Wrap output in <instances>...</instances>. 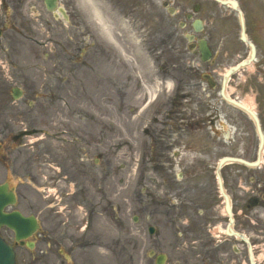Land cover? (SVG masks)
I'll list each match as a JSON object with an SVG mask.
<instances>
[{"label": "flooded vegetation", "instance_id": "flooded-vegetation-1", "mask_svg": "<svg viewBox=\"0 0 264 264\" xmlns=\"http://www.w3.org/2000/svg\"><path fill=\"white\" fill-rule=\"evenodd\" d=\"M113 1L141 15L149 5V0ZM236 1L237 6L172 0L178 28L169 22V33L178 57L187 59V89L185 99H176L178 90L172 100L159 102L152 131L157 141V250L169 253L170 264H264V163L218 165L223 156L258 157L260 134L247 108L264 132V0ZM251 43L252 67L238 69L225 81L227 69L251 55ZM223 91L239 103L227 100ZM250 93L253 100H245ZM16 113L11 106L0 109V184L16 199L5 210L35 217L39 225L25 241H17L6 225L0 234L18 252H53L61 246L88 251L70 234L79 231V217L56 218L52 200L35 195L38 186L57 185L60 179L52 178L46 160H61L31 148L30 134L13 126L26 120ZM261 154L264 158V147Z\"/></svg>", "mask_w": 264, "mask_h": 264}, {"label": "rangeland", "instance_id": "rangeland-1", "mask_svg": "<svg viewBox=\"0 0 264 264\" xmlns=\"http://www.w3.org/2000/svg\"><path fill=\"white\" fill-rule=\"evenodd\" d=\"M59 1L70 17L60 14L56 18L47 11L44 0H0V24H9L0 38V87L26 90L21 100L4 93L0 102L21 112L29 108L23 116L31 122L17 126L40 129L30 144L42 148L43 157L47 152L64 161L51 174H63L74 181L63 179L60 187L68 191L66 196H79V204H72L71 210L79 217V232H73L79 244L91 247L88 252L61 249L36 253V264H48L47 260L58 264H155L149 251L157 249L159 238L157 232L149 234L148 226L158 224L156 139L142 129L156 112V103L144 105L156 93L161 99L171 92L165 83L162 90L154 83L156 60L150 51L157 42H164L171 52L172 42L164 24L168 13L163 9L160 23L148 9L146 22L135 24L129 17L118 15L119 7L115 15L109 0H96L106 23L115 24L120 35L123 24H131L119 48L113 47L103 32L87 0ZM143 24L147 43L141 41L139 25ZM161 26L162 34L157 32ZM130 36L140 41L138 47H133ZM65 47L74 50L73 60L62 50ZM140 50L146 55L142 68L137 64ZM127 55L132 57L129 67ZM162 55L158 64H162L163 72H170L166 66L170 62L164 52ZM113 57L115 60L110 61ZM69 83L74 89L58 92L66 95L61 99L66 104L54 102L57 91L50 85ZM250 97L253 94L246 95ZM61 130L66 131L65 136L58 137ZM64 206L62 212L66 213ZM167 238L171 239L168 232ZM28 256L21 254L26 259Z\"/></svg>", "mask_w": 264, "mask_h": 264}, {"label": "bare ground", "instance_id": "bare-ground-1", "mask_svg": "<svg viewBox=\"0 0 264 264\" xmlns=\"http://www.w3.org/2000/svg\"><path fill=\"white\" fill-rule=\"evenodd\" d=\"M87 1L89 2V8H90L91 12L94 13L95 19L101 24L104 31L109 36H112V35L115 36L114 28L106 23L107 21L102 14V9H101L102 7L99 4V2H97L96 0H87Z\"/></svg>", "mask_w": 264, "mask_h": 264}, {"label": "water", "instance_id": "water-1", "mask_svg": "<svg viewBox=\"0 0 264 264\" xmlns=\"http://www.w3.org/2000/svg\"><path fill=\"white\" fill-rule=\"evenodd\" d=\"M54 2V0H48ZM153 231V228H151ZM21 234L19 233L18 236ZM0 264H16L14 258V252L10 246H8L1 238H0Z\"/></svg>", "mask_w": 264, "mask_h": 264}]
</instances>
